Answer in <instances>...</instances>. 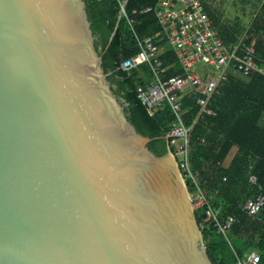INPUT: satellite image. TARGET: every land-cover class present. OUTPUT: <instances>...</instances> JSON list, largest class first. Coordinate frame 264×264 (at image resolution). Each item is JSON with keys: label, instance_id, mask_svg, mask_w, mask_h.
Masks as SVG:
<instances>
[{"label": "water", "instance_id": "95a60500", "mask_svg": "<svg viewBox=\"0 0 264 264\" xmlns=\"http://www.w3.org/2000/svg\"><path fill=\"white\" fill-rule=\"evenodd\" d=\"M149 141L83 0H0V264H211L176 159Z\"/></svg>", "mask_w": 264, "mask_h": 264}, {"label": "trees", "instance_id": "16d2710c", "mask_svg": "<svg viewBox=\"0 0 264 264\" xmlns=\"http://www.w3.org/2000/svg\"><path fill=\"white\" fill-rule=\"evenodd\" d=\"M157 1L83 0L94 47L101 56L111 90L121 101L128 121L150 139L149 150L161 157L168 152L166 136L174 115L168 106L149 115L138 99L136 88L147 86L153 76L146 63L135 62L141 55L134 35L145 38L159 34L156 38L161 50L159 58L163 67H168L163 79L183 71L153 12L142 13L153 8ZM238 1L250 6L244 36L246 42L254 41V59L264 67V0ZM120 3L126 15L134 20L132 29L120 15ZM204 6L208 13L205 3ZM211 18L215 21L214 15ZM232 28L228 36H232L235 30ZM240 78L229 75L220 84L219 96H214L209 106L214 116L200 113L193 93L180 97L184 123L192 126L187 161L197 182L194 185L188 180V191L191 194L199 188L205 197H210V206L218 210L221 219L227 216L236 219L224 237L212 223L202 222L205 206L194 209L211 264H234L251 251L258 253V264H264V220L253 219L242 210L248 198L259 193L264 197V78L259 74L251 75L246 82ZM234 145L238 153L227 168L221 167Z\"/></svg>", "mask_w": 264, "mask_h": 264}, {"label": "built area", "instance_id": "2783aa9c", "mask_svg": "<svg viewBox=\"0 0 264 264\" xmlns=\"http://www.w3.org/2000/svg\"><path fill=\"white\" fill-rule=\"evenodd\" d=\"M120 15L131 27L134 20L129 18L123 3H120ZM152 11L162 32L167 37V44L175 53L182 73L162 78L167 68L163 67L160 48L156 43L159 34L152 37L139 38L134 35L141 57L136 63H146L152 73L151 82L144 87L136 88L137 97L146 107L149 115L168 106L174 115V121L167 132L168 151L177 161L180 174L187 186V181L197 185L195 173H192L187 152L192 133V126L183 120L180 97L193 93L195 103L202 113L214 116L215 112L208 107L220 84L229 75L247 79L253 74L264 78V67L259 66L255 59L254 41H247L243 36L239 45L228 47L219 33L212 26L210 17L202 0H158L153 8H146L142 13ZM225 178H223V181ZM193 209L205 206L203 223H212L217 232L226 237L236 219L232 216L220 218L219 212L210 206V197H205L197 188L189 193ZM264 197L261 193L248 198L242 210L253 219L264 220ZM259 255L251 251L234 264H258Z\"/></svg>", "mask_w": 264, "mask_h": 264}, {"label": "crops", "instance_id": "0c3cea01", "mask_svg": "<svg viewBox=\"0 0 264 264\" xmlns=\"http://www.w3.org/2000/svg\"><path fill=\"white\" fill-rule=\"evenodd\" d=\"M203 1H204V3L206 4V6L208 8V13H209V16H210V20H211L212 26L219 33L222 41L228 47H234V46L239 45L241 39L245 35V30L247 28L244 25L247 24V22H248V18H249V15L248 14H250V12H251V9H249L250 6L241 3L248 10V12H246V13L244 12L245 9H242L241 10V14L247 16V22L246 23L245 22H242L238 16H234V19H232L233 22L230 23L227 20H224V17L221 16L222 13H223V11H221L220 9H217V8L220 7L219 4H222L221 2H223L225 0H206L207 2L205 0H203ZM211 14L215 16V21H213V19L211 18ZM216 21H217V24L215 26L214 25V22H216ZM217 25H218V27H217ZM219 26L220 27L222 26V27H225V28L221 29ZM242 26L244 28H242ZM232 27H234V28H232ZM231 28H232V31L234 29L235 30L233 31L232 36H228V33L231 32ZM160 54H161V50H160ZM239 80H241L242 82H246L247 81V79H244V78H240ZM221 83L222 82H220V84ZM220 84H219V86H220ZM216 95L219 96V92L217 90H216V93L214 94V96H216ZM211 103H212V98H210L209 101H208V107L211 105ZM199 111H200V113H202L201 110H199ZM262 122H263V120H262ZM237 153H238V148L235 145L232 146V148L228 151L226 157L224 158L223 162L221 163V167L227 168L231 164L233 158L235 157V155Z\"/></svg>", "mask_w": 264, "mask_h": 264}, {"label": "rangeland", "instance_id": "374dc122", "mask_svg": "<svg viewBox=\"0 0 264 264\" xmlns=\"http://www.w3.org/2000/svg\"><path fill=\"white\" fill-rule=\"evenodd\" d=\"M221 3L222 4H219L220 7L217 9L223 11L221 16L224 17V20H227L231 23L233 22L232 19H234V16H238L242 22H247V16L242 15L241 10L245 9V13L248 12V10L238 0H225Z\"/></svg>", "mask_w": 264, "mask_h": 264}]
</instances>
